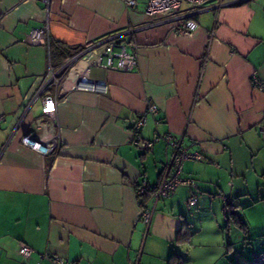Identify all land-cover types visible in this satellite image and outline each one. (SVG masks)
Returning a JSON list of instances; mask_svg holds the SVG:
<instances>
[{
    "label": "crops",
    "instance_id": "1",
    "mask_svg": "<svg viewBox=\"0 0 264 264\" xmlns=\"http://www.w3.org/2000/svg\"><path fill=\"white\" fill-rule=\"evenodd\" d=\"M212 4L219 6L187 17L196 29L183 35L169 22L153 23L145 0L130 10L122 0H51L48 10L35 0H0V264H57V257L66 264H171L173 254L184 259L191 249L194 207L212 225L220 215L226 225V203L264 195L257 128L264 123V0ZM194 9L182 1L179 13ZM46 22L51 64L64 58L57 44L72 54L108 34L134 41L138 54L131 71L91 69L107 80L104 94L72 89L84 63L72 64L54 128L48 118L38 125L40 97L31 102L48 51L25 41ZM151 104L157 113H147L135 132L132 122ZM54 130L56 152L42 155L20 142ZM167 133L202 154L181 173L195 181L197 202L188 209L189 188L178 185L156 201L146 228L138 201L152 206L153 198L134 189L142 178L157 184L171 148L162 137L147 142ZM214 232L222 240L220 225ZM20 242L32 248L29 257L18 252ZM228 244L224 251H233Z\"/></svg>",
    "mask_w": 264,
    "mask_h": 264
},
{
    "label": "built area",
    "instance_id": "2",
    "mask_svg": "<svg viewBox=\"0 0 264 264\" xmlns=\"http://www.w3.org/2000/svg\"><path fill=\"white\" fill-rule=\"evenodd\" d=\"M41 2L46 10H48L51 0H35ZM127 9H132L137 0H122ZM182 1H186L190 7H197L189 14L179 13ZM213 0H145V14L148 15L153 23L169 22L172 28L183 34L192 35L196 29V22L188 19L189 15L198 11L215 8L219 5L212 6ZM212 4V5H211ZM211 5V6H210ZM25 41L31 44H42L46 46L48 51V68L45 76L37 83L36 90L31 99L34 102L38 97L41 100L42 117L38 120V125L41 126L46 118L49 119V124L54 128L56 126V108L57 102L66 94V90L60 87L63 77L69 67L76 62H83L84 66L78 73L72 89L88 90L96 93H106L108 90L107 80L97 78L91 75L93 67L104 70L116 71H131L135 68L138 61L137 45L134 41L129 43L124 42L117 34H108L97 39L91 44L77 50L68 56L63 62L56 65L50 62V35L49 27L46 22L40 27L31 28L25 35ZM253 82L260 86V80L253 76ZM29 105L25 108L24 116L29 111ZM158 107L155 104L149 105L147 111L139 114L132 122L131 128L139 130L146 123V114H156ZM45 118V119H44ZM3 116L0 115V120ZM258 130L262 138H264V123L258 125ZM15 128L12 131L15 132ZM160 137L164 139L166 145L171 148L169 160L165 163L160 172V177L155 185H151L142 178L135 185V194L137 197H144L150 193L152 195L153 204L149 206L144 200L138 201L139 218L145 224L146 228L151 222L154 206L157 200L167 197L173 193L175 188L180 185H186L189 188L186 197L187 208L192 207L197 202V185L191 178L182 177L183 164L186 160L201 159L202 154L198 151L189 150L182 144V138L176 137L173 133H167L163 136L156 135L152 140L148 141V145L158 140ZM23 146L39 152L42 155L56 152L60 147L59 132L51 131L42 136L23 135L20 138ZM18 252L29 257L32 253V248L24 242H20ZM57 264H66V262L57 257L54 259Z\"/></svg>",
    "mask_w": 264,
    "mask_h": 264
},
{
    "label": "rangeland",
    "instance_id": "3",
    "mask_svg": "<svg viewBox=\"0 0 264 264\" xmlns=\"http://www.w3.org/2000/svg\"><path fill=\"white\" fill-rule=\"evenodd\" d=\"M261 191V190H260ZM253 197V198H252ZM260 203V204H259ZM234 210L247 223L248 231L244 233L240 228L231 225L229 231L225 229L223 216H219V224L212 225L210 215L203 211L200 215L196 213V204L193 206L190 214L194 216V225L192 226V246L184 260L186 264H253L255 254L264 252V195L257 194L243 196L240 203L236 202ZM198 210V209H197ZM203 225V227L201 226ZM218 225L222 228V240L220 236L214 241L216 228ZM196 231V232H195ZM215 234V235H214ZM228 243L234 246L233 251H224ZM255 249V250H254Z\"/></svg>",
    "mask_w": 264,
    "mask_h": 264
},
{
    "label": "trees",
    "instance_id": "4",
    "mask_svg": "<svg viewBox=\"0 0 264 264\" xmlns=\"http://www.w3.org/2000/svg\"><path fill=\"white\" fill-rule=\"evenodd\" d=\"M50 49H51V45H50ZM55 49L60 54H63V57H64L62 60H60L56 64L63 62L71 54V53H69L68 48L65 47L64 45H61V44H57L54 48V51H55ZM50 55H51V50H50ZM135 132H136V130H135ZM182 171H183V169H182ZM196 195H197V192H196ZM192 207H190V208H192ZM236 207L237 206L235 204H232V203H226L224 205V212H226V219H227V223H226V225H224V227L226 230L229 231L230 226L233 224V225L237 226L238 228H240L244 233H247V231H248L247 223L234 210V208H236ZM190 208H188V209H190ZM171 257H173L171 264H184V259H183L181 254L176 253V254H173ZM253 258H254V260L251 263H253V264H264V252L256 253L255 257H253Z\"/></svg>",
    "mask_w": 264,
    "mask_h": 264
}]
</instances>
